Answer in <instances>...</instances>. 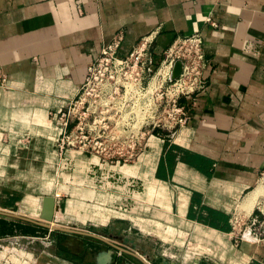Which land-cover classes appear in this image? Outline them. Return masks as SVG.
<instances>
[{
	"label": "crops",
	"instance_id": "crops-1",
	"mask_svg": "<svg viewBox=\"0 0 264 264\" xmlns=\"http://www.w3.org/2000/svg\"><path fill=\"white\" fill-rule=\"evenodd\" d=\"M194 32L204 40L210 87L189 100L184 126L174 134L157 129L131 162L67 151L65 205L59 192L37 204L10 183L26 177L28 146H55L52 114L75 96L115 35H123L118 55L127 56L153 33V52L161 56L178 35ZM263 171L264 0H0L4 206L11 200L17 213L37 219L43 197L54 196L55 219L109 239L113 246L81 236L90 252L112 249L111 264H264V233L232 225L235 210L244 219L252 211L261 216L258 198L249 205ZM19 220L13 224L33 223ZM54 236V246H31L26 263L95 264L62 241L73 246L76 238ZM11 257L0 264L24 263Z\"/></svg>",
	"mask_w": 264,
	"mask_h": 264
},
{
	"label": "built area",
	"instance_id": "built-area-1",
	"mask_svg": "<svg viewBox=\"0 0 264 264\" xmlns=\"http://www.w3.org/2000/svg\"><path fill=\"white\" fill-rule=\"evenodd\" d=\"M155 38L153 33L144 36L127 56L118 55L122 34L102 47L75 96L52 114L60 154L71 148L107 160H121L125 154L114 148L125 141L127 133L132 137L129 146L136 151L124 159H135L157 129L174 134L187 123L189 100L194 103L210 87L205 76L208 59L203 37L200 32L178 35L161 56L153 52ZM178 61L181 71L173 77ZM106 147L113 148L114 154L104 152ZM260 204V217L252 211L245 222L244 217L241 220L255 236L264 233V209ZM241 214L233 212L234 231L238 230Z\"/></svg>",
	"mask_w": 264,
	"mask_h": 264
},
{
	"label": "rangeland",
	"instance_id": "rangeland-1",
	"mask_svg": "<svg viewBox=\"0 0 264 264\" xmlns=\"http://www.w3.org/2000/svg\"><path fill=\"white\" fill-rule=\"evenodd\" d=\"M157 59H159V57H157ZM125 135H126L125 141L121 142L119 146H117V148H114V149L122 152V154H125L121 159L122 162H131L133 161V159H124V158H127L128 154L134 153L136 150H133L129 146L131 142L130 140L132 139V137L130 135H127V133H125ZM40 150L41 151H38L35 147L33 148H31L30 146L27 147V151L28 152L30 151V153L27 154V159H31V160L27 161L26 163V168H25L26 177L19 178V179L18 178L13 179L10 181V183L22 191L24 190V191L31 192L36 197L37 204H40V198L42 197L43 194L59 192L62 198H64L63 205H65L66 198H67L66 194L69 190V187L71 188V185L69 182V180L71 181V179L68 178L69 175L67 176V173H66L67 172L66 168L69 167V164L66 162V160H64L65 154L67 151L68 153L73 152L76 154L77 153L79 154L82 151L68 148L67 150H65V152L60 154L59 150L57 149L56 142H55V146L52 149L47 148L46 150L45 148L44 149L41 148ZM108 150L110 151V154H114L113 148H110V147H106V150L104 152H108ZM83 153L87 154V152H83ZM88 154L90 153L88 152ZM42 158L44 160H41ZM258 186H261L262 189L264 190V175H261V178L259 180L257 187ZM261 198L264 199V196H262ZM261 198L259 199L258 203L261 202L260 207L264 209V200ZM4 202L5 201H3V203ZM258 203L256 204L255 208L258 206ZM8 205L9 207L4 206L3 204L0 203V210L8 209L7 211H10V212L20 211L18 208H15L16 204H14L13 201L9 200ZM244 216H245V212H242L241 218H239L238 223H237V229H241V233H243L244 231L242 228L243 221H241ZM35 217L37 218L36 220L44 221L41 217V214L35 215ZM16 220L19 222H22L19 219L14 218V217L0 215V258H3L4 256L12 255L11 258L15 260V259H18L20 257L22 258L23 256L27 255V252L30 250L31 246H36L38 250L44 249L45 246L47 245L49 247L54 246L52 244L53 243L52 241L55 238L54 234L55 235L62 234V236L77 237V235H71L69 233H65L67 235H63L64 233H58L59 231L57 230H52L50 228H44L43 226L42 227L37 226L38 224L36 223L28 222L31 224L29 225L30 226L29 228H25L24 225H22V223H20V225L15 226L13 222H15ZM53 222L55 223L58 222L59 224H62L64 226H70V225L64 224L58 219H55ZM53 222H51V224ZM78 229H82V228H78ZM78 237L82 238L81 236H78ZM62 241L66 243L65 238H62ZM16 242L28 245L29 248L28 247L26 249L21 248L17 245ZM99 242L101 243V241ZM96 249L97 250L95 251H100L98 247ZM88 252H90V250L86 251V253ZM91 252H93V250ZM86 253L82 251V254H80L79 256L86 254ZM22 260L24 261L23 264L28 263V262L26 263L25 257L24 259L22 258Z\"/></svg>",
	"mask_w": 264,
	"mask_h": 264
},
{
	"label": "water",
	"instance_id": "water-1",
	"mask_svg": "<svg viewBox=\"0 0 264 264\" xmlns=\"http://www.w3.org/2000/svg\"><path fill=\"white\" fill-rule=\"evenodd\" d=\"M180 71H181V62L178 61L175 65V68H174L173 77H176L180 73ZM55 210H56V199H55V197L54 196H45L43 198L42 210H41V217L44 221L36 220L32 217L25 216V215H22V214L17 213V212H10L7 210H0V215L10 216V217L18 218L21 220L33 222V223H36V224L43 226L45 228H50L52 230L62 231L65 233H69L71 235H80V236H85V237L88 236V237L98 238V239H100L106 243H109L110 245L112 244L107 237L100 235L96 232L78 229L75 226H72V227L64 226L62 224H57L55 226H52L49 223L53 222L55 220ZM71 237L76 238L78 241L81 242L80 247H73L70 244L69 240L66 241L65 244L74 251V254L80 255V254H82V251H86V250L89 251V248H86V246H85L83 238H80L78 236L77 237L71 236ZM112 246H113V244H112ZM118 248L130 253L128 250H126L122 247H118ZM112 252H113L112 249L102 250V251H93V252L86 253V256L88 254H91L89 261L93 262L95 264H111V263L115 262V258L113 257ZM144 262L146 264H149L146 260ZM121 264H134V263L129 261V260H124V262H122Z\"/></svg>",
	"mask_w": 264,
	"mask_h": 264
},
{
	"label": "bare ground",
	"instance_id": "bare-ground-1",
	"mask_svg": "<svg viewBox=\"0 0 264 264\" xmlns=\"http://www.w3.org/2000/svg\"><path fill=\"white\" fill-rule=\"evenodd\" d=\"M252 195H254V198H253V201L250 203L249 206H252V205H253L254 200H256V199L258 198V201H259V199H260L262 196H264V190L262 189L261 186H258V187H256L255 190L253 191ZM261 199H263V198H261ZM258 201H257V203H258ZM246 206H247V204H244L243 207H246ZM241 209H242V208H241ZM249 213H251V212H249ZM49 224H51V222H50ZM57 224H59V223L56 222L55 224H51V225H52V226H55V225H57ZM73 246H74V247H80V246H81V242H80V241H77V243H76V244H73Z\"/></svg>",
	"mask_w": 264,
	"mask_h": 264
}]
</instances>
